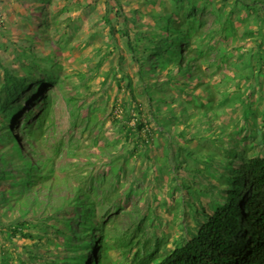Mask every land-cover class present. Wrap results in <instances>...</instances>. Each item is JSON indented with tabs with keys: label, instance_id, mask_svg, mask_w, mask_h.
I'll return each instance as SVG.
<instances>
[{
	"label": "trees",
	"instance_id": "obj_1",
	"mask_svg": "<svg viewBox=\"0 0 264 264\" xmlns=\"http://www.w3.org/2000/svg\"><path fill=\"white\" fill-rule=\"evenodd\" d=\"M151 1L157 3V0ZM182 1H186L185 6L176 8L170 6L169 10V6H166L162 13L150 14L156 23L152 32L146 31L132 36L128 21L136 26H142L143 23L135 17L126 18L121 34L127 38L128 49L133 55L134 62L139 66L137 74L144 88L141 94L135 95L133 78L128 74L121 78L127 79V95L125 94L120 104H114L111 112L112 126L117 125L114 131L122 139V141L118 139L120 142L117 145L121 153L119 156L113 153L116 140L108 143L101 151L98 150L103 155L100 157L102 161L97 165L95 163L88 165L90 171L85 170L86 164L83 161L86 158L79 153V146L83 147V144L71 142L72 131L68 132L69 142L61 139L57 142L52 155L47 159L43 157L37 164L31 159L24 160L19 157L16 150L20 147H14L9 136V128L2 127L3 118L10 124L18 125L19 121H15V115L17 108L21 109L22 106L12 110L11 108L28 90L33 91L37 100L41 95L43 105L39 107L38 112L31 108L26 110L25 118L34 117L38 124H43V119L47 118L46 115L51 109L49 101L46 100V91L53 85L58 87L63 85L59 83L61 68L57 66L61 63L52 56H45L50 62V67L41 65L44 58L40 54H36L31 48L29 50L21 48L16 52L28 58L22 61L25 66L19 69L21 74L13 73L9 68L1 66L3 72L0 79V231L9 228L5 239L16 246H26V252L22 254L2 251L0 264H75V259L78 260L76 264H115L111 256L116 251L127 259L133 254L135 259H140V264H147L143 256L151 264H223L225 250L228 253L227 264H264V158L256 155L250 164L245 161L239 171L233 170L232 173L229 170L230 164L226 161L220 162V169L223 168L221 172L205 171L201 166V155H196V162H193L196 146L192 147V143L200 137L199 130L191 127V132L183 135L190 143L188 148L182 144L173 147L171 141L173 135L168 131L172 122L175 124L179 121L176 110L181 106L185 111L182 116L187 118L189 114L198 119V114L216 113L214 92L218 84L212 83L211 78L216 74L218 64L232 60L235 65V55L240 61L239 65L247 69L246 72H242L240 79L246 82L252 78L255 82L259 81L261 88L257 89L264 92L262 60L264 56L261 54L263 44L261 41L257 43V63L253 59L252 50L245 45H240L239 48L238 42L230 47L229 52L221 45L218 48L220 54L216 59H212L210 55L213 47L208 45L206 50H200L205 42L200 36L201 32H198L203 23L198 20L197 15L205 8L199 4L200 0H173L175 4ZM230 1L207 0L209 7L212 8L216 7L213 6L214 3L220 2L227 6ZM232 1L238 4L241 0ZM159 2L161 3V0ZM250 7H253L259 16L264 12V0H253ZM221 10L222 7H219L218 11ZM232 14L233 12L228 13L224 20L217 16V21L221 23L217 33H223L224 36L230 30L233 31L235 17ZM259 20L261 25L258 29L263 31L264 15L262 18L259 17ZM106 23L110 26V34L115 37L119 30L112 26L111 20L106 19ZM231 34L237 37L236 33ZM254 34L252 30H245L240 40L250 39ZM104 57L100 56L97 68L101 66ZM204 65L213 73L205 72ZM255 72L257 76L253 77L252 73ZM195 82L196 86L206 82L205 95L189 94V98L182 103L184 99L181 95L172 93L173 88L179 93L187 92L188 85ZM149 86L153 87L155 93L148 90ZM246 91L247 87L243 86L241 90L229 93L220 103L226 105L231 98L239 100ZM78 95L74 94L65 100L72 128H75L79 121V109L89 105L79 100ZM143 95L147 97L145 101L139 100ZM245 103L244 120L251 124L259 119L261 121L259 130L264 128V97L253 102L250 96H247ZM259 104L262 107L256 111V105ZM90 118L97 122L93 115ZM90 118L86 116L82 122H89ZM182 122L186 123V127L192 125L188 120ZM88 130L91 131L92 127L85 125L80 132L85 133ZM252 130L254 136L258 129ZM201 137L206 143L212 144L209 137L205 135ZM161 139L164 140V145H160ZM97 140L98 136L93 138L94 142ZM258 144L264 145L263 134L259 135ZM154 146L160 148L164 158L163 164L157 165L156 168L152 166L156 161L151 152ZM78 157H80L78 162L70 164L71 159ZM129 157L138 163L141 180L153 179L151 174L167 175L169 180H172L171 189H179L180 186L173 180H179L177 172L180 175L183 172L189 179L200 180L198 199L200 195L206 196L210 191L217 190L218 200L209 202V207L213 209L212 214L207 216L201 226L196 227L189 239H184L183 243H177L173 248H169L168 255L161 262L158 261L155 247L159 248L163 244L158 237L157 228L164 220L153 211L156 202L154 196L146 198L147 213L141 217L139 223L135 215L127 213L135 228L128 227L112 238L104 224L110 219L97 216L98 211L104 213L106 203L113 198L117 197L119 206L123 207L125 202L122 201V196L137 192L130 185L126 194L125 189L120 190L113 181L121 180V174L124 173L123 163ZM197 173L204 175L199 176ZM247 175L251 179V193L242 210L236 191ZM212 177H219L223 185L213 184L210 180ZM104 180H110L111 190L97 189L96 184ZM116 212H120V209L117 208ZM4 213L8 216L7 225L3 224ZM241 219L244 227L240 225ZM75 222L79 229L73 226ZM138 224H142L143 227ZM235 229L252 235L249 239L250 244L243 242L244 247H241V243L233 241ZM244 236L241 237L243 241ZM19 239L24 242H19ZM80 249H85L86 252L80 254ZM89 254L92 255L90 258Z\"/></svg>",
	"mask_w": 264,
	"mask_h": 264
},
{
	"label": "rangeland",
	"instance_id": "obj_2",
	"mask_svg": "<svg viewBox=\"0 0 264 264\" xmlns=\"http://www.w3.org/2000/svg\"><path fill=\"white\" fill-rule=\"evenodd\" d=\"M205 2L199 1V4H202L205 9L197 15L198 20L203 23L198 32H201L200 36L204 38L205 42L200 50H206L208 45L213 47L210 57L216 59L220 54L218 48L221 45L226 47L229 52L230 47L238 42L239 48H241L240 45H245L252 50L253 59L257 63V43L260 41L263 44L261 54L264 56V27L263 31L258 29L261 25L259 17L262 18L264 12L259 16L255 13V9L250 7L253 0H241L238 4L231 0L227 3V6L220 2L214 3L215 8L209 7L207 0ZM185 5L186 1L175 4L173 0H161V3L159 0H157V3H153L151 0H0V79L3 72L1 66L9 68L13 73L21 74L19 69L25 66L22 62L25 56H21L16 52L21 48L27 50L31 48L33 52L40 54L44 58L41 65L50 67V62L45 56H52L57 62L61 63L57 66L61 68L59 83L63 85L57 88L53 85L47 91L51 107L47 117L53 118L56 124L55 130L53 132L52 129L50 130L52 143L58 140L62 134H66L67 130L72 131L71 142L77 141L79 145L83 144V147L79 146V153L86 158L83 161L86 164L85 170L90 171L88 165L91 163L97 165L102 161L100 157L103 155L98 150L101 151L108 143L116 140L113 153L115 156H119L121 153H119L117 145L122 139L114 131L117 125L112 126L111 123V112L114 104H120L125 94L127 95V79L126 77L125 79L121 78L124 74H128L133 78L135 95L141 94L144 88L138 77L139 74H137L139 66L134 62L133 55L128 49L127 38L121 34V30L126 24V18L135 17L143 23L142 26H136L128 21L131 35L135 36L146 31H153L156 23L150 16L151 13H162L166 10V6H169V10L170 6L176 8ZM219 7H222L221 11H218ZM230 12H233L232 15L235 17L234 29L223 36V33H217V30L221 27V23L217 21V16H221L224 20ZM106 19L111 20L112 26L119 30L115 37L110 34V26L106 23ZM245 30H252L255 34L250 39L240 40V36ZM231 33H236L237 37L232 36ZM225 38H228V40ZM222 49L225 51L224 48ZM102 55L105 56L104 60L101 66L97 68L96 64ZM262 60L264 61V59ZM234 62L235 65L232 60L228 63L218 64L216 74L211 78L212 83L218 84L214 92L216 111L220 114L227 113L223 116L224 120L241 121L242 124L247 126L248 130L257 128L256 133L260 135L262 130H259L258 127L261 121L258 119L248 124L244 120L243 109L246 107L244 104H246L247 96H250L251 100L259 101L260 97H264V92H259L257 88H251L256 83L253 78L249 82L240 79L242 72H246L247 69L239 65L240 61L237 60L236 55ZM203 68L208 74L213 73L205 65ZM252 76L256 77L257 73H252ZM205 84L206 82L203 85L196 86L195 82L189 84L187 92L179 93L173 88L172 93L178 96L181 95L182 99L189 98V94L205 95ZM243 86L247 87V91L239 100L231 98L226 105L220 103L229 93L233 94L241 90ZM147 88L150 92L155 93L152 86ZM258 88H261L260 82ZM74 94H79V100L85 101L89 105L79 109V121L76 127L72 128L65 100L74 96ZM27 95L28 92L22 97ZM146 98L143 95V98H139V100L145 101ZM82 102L80 103L82 104ZM34 104H38L39 107L43 105L41 100L33 97L30 104L32 108ZM261 107L260 104L257 105L256 111ZM234 108L236 111H233ZM92 115L97 122L90 118ZM86 116H89L91 120L82 122V119ZM85 125H88L89 128L91 126L92 130L81 133L80 130ZM96 136H98V140L94 142L93 138ZM67 141L70 140L67 139ZM261 147V151L264 152V147ZM79 158L71 159L70 164L78 162ZM123 170H125V173L127 172V180L124 179L123 181L127 185L133 184L134 187L139 189L138 193L128 200V209L135 211V207L132 206L135 203L140 204L145 209L146 197H152L153 191L158 189L157 181H154L157 179L139 180L138 163H135L132 157H129L123 163ZM109 181H100L96 184L97 189L99 191L102 189L109 191ZM160 191L163 192L159 194V199L167 198L166 189L161 188ZM113 205L114 203H106L104 213L97 212L99 218L106 217L110 219L104 223L110 238L116 236L115 234L120 233L125 227L132 225V220L126 216L124 211L116 212V210H112ZM156 210L164 217H168L164 210L159 208H156ZM6 219L7 217L3 219L4 225H7ZM187 222H190L189 219H187ZM74 226L79 229L77 222L74 223ZM161 229L159 230L160 233L163 231V228ZM8 230L9 228H4V231H0V258L2 251L4 253L20 252L22 254L26 252V246H16L15 243L8 242L5 239ZM163 232L171 234L170 240L172 235L177 236L180 234L179 229L174 224H171L170 228L164 229ZM21 241L23 240L19 239V242ZM25 242L28 243V241ZM114 254L119 256L118 252Z\"/></svg>",
	"mask_w": 264,
	"mask_h": 264
},
{
	"label": "clouds",
	"instance_id": "obj_3",
	"mask_svg": "<svg viewBox=\"0 0 264 264\" xmlns=\"http://www.w3.org/2000/svg\"><path fill=\"white\" fill-rule=\"evenodd\" d=\"M258 84L259 81H256L252 88H258ZM54 87L57 88L58 86L54 85ZM27 92L28 95L22 97V95H24L26 92L23 93L11 108L12 110L18 106H22L21 109L19 107L17 108V113L15 115V121H19L18 125L10 124L6 121L5 118H3L2 127L6 128L7 126L9 128V136L13 141L14 147H20L19 150H16L19 157L24 160L31 159L33 163L38 164L43 160V157L47 159L52 155V151L56 148L57 142H59L61 139H64L65 141H67V139L70 140L68 133L70 131L67 130V132H65L66 134H62L60 138H58V140H55L52 143V134L50 135V130L52 129L53 132L56 127L53 118H48L47 114V118L43 119V124H38L34 117L30 119L25 118L26 110H28L29 108L34 109L35 112H38L40 109L38 104H34V107L32 108V106L30 105L31 99L35 97V95L33 94L32 90H28ZM39 100H41V95ZM46 100H49L48 92L46 95ZM27 101H29V103H27ZM185 101L186 99H184L182 103H185ZM252 101L256 102L255 100ZM184 112L185 111L183 110L182 106L177 108L176 114H178L177 119L179 121H177L175 124L172 122L170 125V130H168L169 133L173 135V139L171 140L173 147L182 144V146L188 148L190 143L183 137V135L188 132L190 133L191 127L198 129L200 137H198V139L192 143V147L196 146V152L193 162H196V155H201V166L205 171L215 170L221 172L223 168L220 169V162L223 163L224 161H226L230 164L229 170L232 173L233 170L239 171L242 163H244L245 161L250 164V162L256 155H258L259 158H264V152L261 151V146L264 147V145L258 144L259 135L255 133L257 136L255 134L253 136V130H248L247 126L245 124H242L241 121H231L230 119L224 120L223 116L227 115V113L223 112L222 114H220L218 111H216V113L214 114L209 115L198 114V119H194L191 114L188 115V118L187 116H182ZM182 120L191 121L192 125H187L186 127V123H183ZM49 121L52 123H47ZM161 130L165 131L162 128ZM261 130L262 132L260 134L264 135V128H262ZM202 135L209 137L212 140V144H210L209 142L206 143V140L201 137ZM159 136L160 135L157 136V139H159ZM162 144H165L163 139L160 140V145ZM151 152L152 157L156 159L155 164H152V166L156 168L157 165L163 164L164 158L160 153V148L158 146H154ZM211 152H213L214 154H212ZM64 153L65 151H63V154ZM194 165L195 164H193V166ZM227 173H229L228 168ZM126 174L127 172L125 173L124 170V173L121 174V180H113L114 184L116 186H119L120 190L125 189L126 194L128 193L130 185L137 192L130 194L129 196H122V201L125 202V205L123 207L119 206L117 197L113 198L110 202L107 203H114L112 210H116L117 208H119L120 211H124L126 213V216H128L127 213L135 215L136 221L139 223L141 221V217H143L147 213L148 208L146 205V199L145 209H143L138 203L132 205L133 207H135V211L128 209V200H130L133 195H136L139 189L134 187L133 184L127 185L123 181L124 179H126ZM198 175L203 176L204 174L202 173ZM151 176L153 177V179H148H157L154 181H157L158 185V189H155L152 195L154 196V200L156 201L153 211L161 216L164 220L162 225L158 226L157 228L158 237L162 240L163 244L159 248L155 247L157 249L156 251L158 261L161 262L168 255L169 248H173V246H175L177 243H183L184 239H189L190 234L195 231L196 227L201 226V223L206 220L207 216L212 214L213 209L209 207V202L212 200H218V197L216 195L217 190H214L207 193L206 196L200 195L198 199L197 195L200 190V180L189 179L187 175H184L183 172L182 175L177 172L179 180H173L177 183L178 186H180L179 189H171L172 180H169V177L167 175H154L155 178L153 174H151ZM139 180L141 179L139 178ZM210 180L217 186L223 185V182L219 179V177H212ZM250 180L251 179L249 178V175H247L236 191V197L239 199V204L241 205L242 210H244V207L246 206L251 193ZM109 186L111 190L110 183ZM161 188L166 189L167 198L163 197L162 199H159V194L163 192L160 191ZM119 194H121V192H119ZM146 198L149 199L150 197ZM156 208L164 210L168 214V217H164L163 214L158 213ZM4 217H8L6 213H4ZM187 219H189V223L187 222ZM131 224V226L125 227L124 230L128 227L135 228L133 221ZM171 224H174L179 229L180 234L177 236L172 235V239L170 240L171 234H167L163 231L166 228H170ZM237 224L239 225L238 222ZM138 225H141L143 227L142 224ZM240 225L244 227L242 219L240 220ZM161 228H163L162 233L159 232ZM124 230L117 234H121ZM242 236H244V241L241 239ZM251 236L252 235L250 234L243 233L241 229H235L234 237L232 238V240L236 243H241V247H244L243 242H246V244H250L249 239L251 238ZM79 252L80 254H82L86 251L85 249H80ZM91 256L92 255L89 254L88 258H90ZM227 258L228 253L225 250L223 264H227ZM111 259L115 261V264H140V259H135V256L133 254L130 255L129 259L125 258L123 255H120V253L119 256H115L114 254L113 256H111ZM143 260L146 261L147 264H151L147 262L145 256H143ZM77 262L78 260L75 259V264Z\"/></svg>",
	"mask_w": 264,
	"mask_h": 264
}]
</instances>
